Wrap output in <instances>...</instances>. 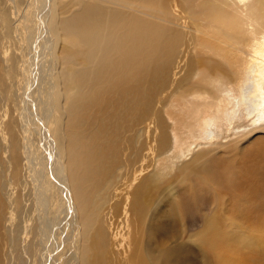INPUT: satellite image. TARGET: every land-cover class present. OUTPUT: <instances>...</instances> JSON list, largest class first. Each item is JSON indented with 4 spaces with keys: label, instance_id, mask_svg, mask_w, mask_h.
<instances>
[{
    "label": "bare ground",
    "instance_id": "obj_1",
    "mask_svg": "<svg viewBox=\"0 0 264 264\" xmlns=\"http://www.w3.org/2000/svg\"><path fill=\"white\" fill-rule=\"evenodd\" d=\"M95 1L98 7L93 0H71L65 13L55 8L57 0H38L39 9L23 14L22 133L27 136L34 121L41 143L49 147L42 159L31 151L30 138L24 145L29 172H35L38 220L47 219L41 245L48 247L49 264H58L67 224L79 235L72 263L105 262L115 242L102 210L114 208L117 197L129 218L139 211L137 203L143 208V241L159 264H196L191 249L173 242L177 216H197L191 210L196 213L206 201L207 208L217 205L213 218H264V0ZM183 44L188 58L179 65ZM33 79L43 101L31 93ZM168 85L174 96L161 113L153 105ZM149 119L160 123L156 139L169 149L153 176L173 173L188 186L175 201L156 194L146 205V191L133 195L131 169L124 179L116 178L121 164L115 153L123 142L118 129L126 132ZM56 121L64 139L59 143L51 128ZM252 137L258 138L254 149L238 154L247 158H232L228 152ZM0 145L8 151L3 136ZM219 157L222 163L213 161ZM251 232L257 235L240 232L222 245L217 230L209 228L197 240L217 255L247 256V250L257 253L260 247L264 258V227Z\"/></svg>",
    "mask_w": 264,
    "mask_h": 264
},
{
    "label": "rangeland",
    "instance_id": "obj_2",
    "mask_svg": "<svg viewBox=\"0 0 264 264\" xmlns=\"http://www.w3.org/2000/svg\"><path fill=\"white\" fill-rule=\"evenodd\" d=\"M57 1L60 5H56L55 8L67 13L71 6V0ZM37 2L38 0H0V138L3 136L7 142L6 148H8V151L4 150L0 145V264H49L46 258L48 247L45 250L43 249L41 242H44L40 233V228L47 219L41 217V222L38 220L36 193L32 183L35 172H29L30 168L26 162L24 145L26 138H30L31 151H34L42 159L45 158L46 152L44 149L47 147L44 143H41L34 121L28 124L30 132L26 134L27 136L22 133L23 121L21 117V98L24 97L25 92L23 91L27 82V78L22 71L25 62L23 49L25 48L27 32L23 14L26 11H31V9H39ZM93 5L98 7L99 2L93 0ZM175 7V10H178L177 6ZM181 47L183 53L179 55L177 60H179V65H184L187 62L188 53L184 44ZM30 49H33V47H30ZM38 83L34 79L30 83L31 93L35 92L36 98L43 101L42 91L38 92L36 89ZM173 96V85L164 87L158 93V99L154 103L153 109H158L163 113L169 107ZM177 96L178 92L176 98ZM38 105L41 107L39 103ZM29 108L34 114V119H38L32 106H29ZM103 114L105 113L103 112ZM59 123L61 122L56 121L51 125V128L55 131L54 141L57 143L64 140L56 131L57 127H60ZM123 128H119L116 135H121L119 138H123V142L116 145L115 155H117V160L121 164L118 170L121 177L116 178L124 179L126 172L131 169L130 173H133V195L146 191V205L150 203L156 194H161L163 198L167 197L175 201L179 190L188 186L185 178L174 176L173 173L159 178L153 176L159 158L169 151V149L160 147L154 133L155 128L161 130L160 123H157L156 119H149L139 124H133V127L126 132L125 129L123 131ZM257 139V137H252L240 147H235L228 153L232 155V158L245 159L246 156H238V154L254 149ZM53 161L54 158H51L48 162L52 165ZM213 161L222 163L220 157ZM37 166L38 172L44 170L42 162H39ZM45 176L46 178L49 177L48 174ZM107 176L106 173V178ZM183 196L182 192L180 198H183ZM59 198L60 194L58 200ZM224 198L228 201L230 196L226 195ZM262 200L264 202V196ZM113 201H118L114 207L115 209L105 205L106 208H103L104 213L102 216L104 223L107 222L106 228L110 231L112 242H115V244L112 245L111 250L108 245H105L104 252L109 250L110 252L105 262L101 261L100 263L135 264L136 261L137 264H159L158 255L150 253L145 248V242L143 241V208L137 203L138 208L136 209L139 211H134L133 218H129L131 217L130 214L124 211L125 202H121L117 197H113ZM134 201L133 199V206ZM206 204V201H204L203 207H198L196 213L191 210L192 214L197 216L186 217L183 215V217H176L173 242L191 249L196 264H264L262 254L258 253H263L260 247L256 248L257 253L253 250H247L249 252L247 256L243 255L242 252L217 255L216 252L213 253V250L208 251L209 247L205 248L207 251L204 249L197 238L204 236L209 228L217 230L215 238H217L218 243L221 242L224 245L225 240L233 237L234 234H236L234 235L235 238L240 232H244L253 238L257 234L251 231L260 230L264 227V218H228L227 214L224 217L213 218L216 214L217 205H210L207 208ZM168 223L174 225L173 221ZM62 229L67 237L65 240L60 238L56 252L57 261L58 264H73L72 262H76L73 254H78L75 250V242L77 245L79 235L75 229L73 231L68 230L67 224H63ZM232 242H235V240H232ZM237 243L241 244L242 241L239 240ZM70 255L72 261H68ZM131 255H133V259ZM123 260L124 262H122Z\"/></svg>",
    "mask_w": 264,
    "mask_h": 264
}]
</instances>
